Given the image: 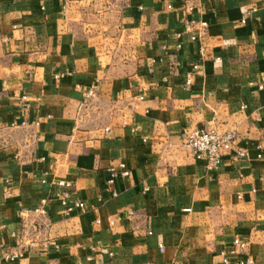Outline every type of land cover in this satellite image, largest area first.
<instances>
[{"label": "crops", "instance_id": "0c3cea01", "mask_svg": "<svg viewBox=\"0 0 264 264\" xmlns=\"http://www.w3.org/2000/svg\"><path fill=\"white\" fill-rule=\"evenodd\" d=\"M166 5L0 0V264H223L236 238L264 264V0ZM192 128L236 134L218 170Z\"/></svg>", "mask_w": 264, "mask_h": 264}, {"label": "built area", "instance_id": "2783aa9c", "mask_svg": "<svg viewBox=\"0 0 264 264\" xmlns=\"http://www.w3.org/2000/svg\"><path fill=\"white\" fill-rule=\"evenodd\" d=\"M166 7L168 9L172 8V0H167ZM250 12L247 11L244 15L242 22L246 21L247 15ZM197 22L194 19H189L185 23V28L183 32L189 33L191 40H196L198 34H200V29L196 28ZM202 28L207 27L206 22L200 23ZM183 32L176 33V37L179 38ZM182 43L179 41L176 43L175 48L180 49ZM193 72H189L186 75V85L189 86L192 82V76L194 71L198 69V65H194ZM260 89L263 88L262 83H258ZM95 86H92L88 92V96H94ZM105 132L109 133L110 128L106 127ZM184 140L186 145L193 151L195 158L204 161L205 168L208 171H216L220 168L222 160L225 155L231 153L234 148L236 134L233 131H227L224 133H219L215 129L208 128H192L187 130L184 135ZM247 155V151L244 149H238L234 155V158H241ZM130 175V170L124 161L118 162L117 164L111 165L107 169V179H106V189L112 193L113 196L117 195L114 188L118 178L128 177ZM45 181V180H44ZM58 186L57 196L60 198L61 205L65 208V214L70 215L77 209H83L85 203L82 200H72L74 184L68 180H58L56 181ZM43 206L35 209L36 212L45 213L44 205H46V200H42ZM246 243L242 242L239 238L234 240V247L230 251H222V262L223 264H232L229 255L230 253H239L240 249L244 250L246 248ZM93 249H95L93 247ZM162 249V246H161ZM6 259H14V255L7 254ZM234 264H255V259L248 254H244L239 257Z\"/></svg>", "mask_w": 264, "mask_h": 264}]
</instances>
